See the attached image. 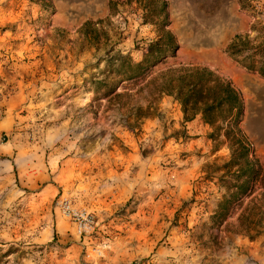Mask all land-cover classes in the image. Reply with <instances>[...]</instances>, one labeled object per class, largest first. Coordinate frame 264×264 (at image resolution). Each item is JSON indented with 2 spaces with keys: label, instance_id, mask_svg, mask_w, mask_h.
Here are the masks:
<instances>
[{
  "label": "rangeland",
  "instance_id": "374dc122",
  "mask_svg": "<svg viewBox=\"0 0 264 264\" xmlns=\"http://www.w3.org/2000/svg\"><path fill=\"white\" fill-rule=\"evenodd\" d=\"M142 2L0 0V144L10 145L11 165L10 175L0 180V264L106 262L104 246L127 225L138 227L135 218L148 220L152 201L141 204L137 213L140 196L133 192L115 202L117 188L111 186L106 201L121 227L101 230L86 188L124 167L128 152L148 155L163 139L172 150L174 169L153 203L173 210L170 218L178 234L208 239L232 234L247 227L245 216L255 220L258 234L264 233V173L217 222L207 211L225 192L215 170L228 158L221 138L210 139L211 128L198 115L183 121L169 95L159 96L147 117L135 120L125 110L145 105L144 83L157 72L205 67L238 91L243 105L238 125L264 170V76L247 67L264 63V0H164L165 28L177 44L174 56L152 67L144 79L114 83L116 76L101 73L105 59L121 54L138 61L155 37L154 25L143 20ZM85 21L90 24L81 26ZM102 78L114 85L106 95L102 88L94 91L91 82ZM153 124L161 137L150 133ZM189 156L200 162L199 175L181 185L180 161ZM173 159L159 164L169 166ZM55 173L67 178L52 187L51 195H41L43 183L56 184ZM87 173L96 174L95 181L74 191L75 176ZM63 197L92 217L89 232L78 235L74 222L60 213L56 202ZM201 218L204 226L191 231L192 222ZM108 261L123 264L120 257Z\"/></svg>",
  "mask_w": 264,
  "mask_h": 264
},
{
  "label": "crops",
  "instance_id": "0c3cea01",
  "mask_svg": "<svg viewBox=\"0 0 264 264\" xmlns=\"http://www.w3.org/2000/svg\"><path fill=\"white\" fill-rule=\"evenodd\" d=\"M159 130L156 124L149 129L150 133L155 135L154 138L161 137ZM193 143L190 142V149H193ZM154 145L153 151L145 156L134 150L128 152L129 156L125 158L124 167L121 166L118 170L109 172L105 181L98 186L93 184V187L86 188L87 199L91 202L90 207L95 212L99 223L98 228L101 230L121 227L113 222L110 216L111 204L106 201L111 186L117 188L115 202L123 201L126 194L133 192L134 195L140 196L137 200L140 205L152 201V214L148 220L144 221L141 217L135 218V222H139L138 227L127 225L123 234L114 237L104 246L103 252L107 260L101 264H108L109 258L118 257L123 260V264H264V233H257V224L251 216H248L246 228L235 230L232 234L213 235L211 239L177 233V226L170 218L173 210L159 203L157 205L153 203V197L160 188L165 186L169 174L173 172L172 150L168 149V140H159ZM9 150V144H0V155H2L0 156V180L10 175L11 165L7 159ZM165 158L173 159V162L169 166H160L159 162ZM50 162L53 163L54 159L50 158ZM60 163L64 169L66 160L61 158ZM180 163L182 167L179 169V184L190 182L199 175L197 171L200 162L193 160V157H186ZM130 166L134 170L129 171ZM95 177L96 174H77L75 179L78 181L74 191H77L80 185L84 186V182L95 181ZM53 178L56 184L48 181L43 183L41 195H51L52 187L58 186L67 177L55 173ZM190 191L191 189L189 192L185 191V194L188 195ZM139 203L137 213H139L138 207H142ZM214 209V204H211L207 214L214 212ZM204 220V218L199 221L194 220L191 231H195ZM215 232L220 233V230L215 229Z\"/></svg>",
  "mask_w": 264,
  "mask_h": 264
},
{
  "label": "trees",
  "instance_id": "16d2710c",
  "mask_svg": "<svg viewBox=\"0 0 264 264\" xmlns=\"http://www.w3.org/2000/svg\"><path fill=\"white\" fill-rule=\"evenodd\" d=\"M142 1L145 11L143 20L154 25L155 37L147 43L138 61L121 54H113L105 59V68L101 73L116 76V81H112L114 83L121 80L133 83L138 78L144 79L152 67L174 56L177 49L173 35L165 28L164 0ZM89 24V21H85L81 26L87 27ZM247 67L264 76V63ZM91 82L94 91L102 88L103 95L114 89V85L109 86L110 82L105 78ZM144 85L147 87L143 96L145 105L132 104L125 107L133 119L149 116L153 102L163 94L169 95L179 105L183 121L198 115L200 121L211 128L208 137L212 140L221 138L225 143L228 158L215 167L220 172L219 180L225 192L217 201L212 215L215 221H222L232 203L243 194H249L255 184L262 181L264 173L238 125L243 108L238 91L229 80L200 66L168 67L157 72Z\"/></svg>",
  "mask_w": 264,
  "mask_h": 264
},
{
  "label": "built area",
  "instance_id": "2783aa9c",
  "mask_svg": "<svg viewBox=\"0 0 264 264\" xmlns=\"http://www.w3.org/2000/svg\"><path fill=\"white\" fill-rule=\"evenodd\" d=\"M56 206L64 217L74 222L78 235L89 232L93 228L92 217L88 213L75 208L66 198H59Z\"/></svg>",
  "mask_w": 264,
  "mask_h": 264
}]
</instances>
